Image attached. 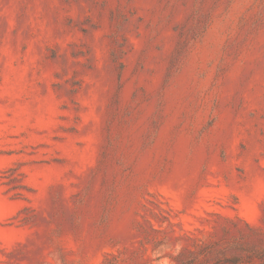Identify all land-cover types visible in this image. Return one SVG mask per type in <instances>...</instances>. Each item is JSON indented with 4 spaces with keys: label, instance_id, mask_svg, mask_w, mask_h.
<instances>
[{
    "label": "rangeland",
    "instance_id": "374dc122",
    "mask_svg": "<svg viewBox=\"0 0 264 264\" xmlns=\"http://www.w3.org/2000/svg\"><path fill=\"white\" fill-rule=\"evenodd\" d=\"M0 264H264V0H0Z\"/></svg>",
    "mask_w": 264,
    "mask_h": 264
}]
</instances>
